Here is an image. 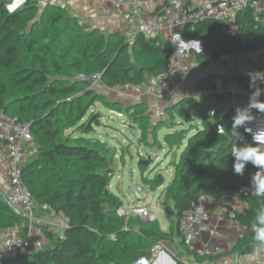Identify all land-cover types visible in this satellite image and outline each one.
<instances>
[{
	"label": "trees",
	"instance_id": "trees-1",
	"mask_svg": "<svg viewBox=\"0 0 264 264\" xmlns=\"http://www.w3.org/2000/svg\"><path fill=\"white\" fill-rule=\"evenodd\" d=\"M9 2L0 0V111L31 124L38 153L23 164L22 180L34 200L63 213L69 227L60 237L44 226L47 242L43 249L0 258V264H131L140 257L150 258L151 250L167 234L157 222L118 216L123 201L109 189L118 168L116 148L104 141L68 138L64 134L78 123L85 134L100 125V117L83 121L85 103L96 94L84 79L99 75L107 89L148 81L168 69L173 56L171 45L162 37L147 38L138 33L130 53L123 34L91 31L61 7H50L57 12L35 23L27 33L36 17V1L27 0L25 7L13 14L7 11ZM232 27L230 34L227 31ZM182 34L186 40L206 38V54L197 56L202 68L223 55L264 50V26L251 8L239 13L235 23L204 19L186 27ZM213 75L206 76L209 89L215 86ZM223 82L248 85L249 78L237 74L223 77ZM183 101L170 107L169 112L184 116L186 106H191L197 110L201 126L190 129L195 133L187 140L179 161L172 163L174 177L159 198L168 217L177 224L178 234L183 213L194 208L203 193L211 189L235 191L250 183L252 171L260 170L248 163L243 175L235 174L234 142L217 133L208 116L210 107L194 97ZM147 108L142 103L129 108L135 123L143 128L150 122ZM185 130L167 134L166 143L181 148ZM245 142L250 143L238 140L237 147ZM139 167L144 178L146 168ZM146 181L152 189L165 183L162 174ZM240 199L248 210L237 213L236 221L251 235L243 237L235 249L245 256L263 248L257 247L253 225L262 227L257 217L264 213V195ZM8 228H18L25 237L29 223L11 206L8 197L0 195V233ZM187 253L199 263L223 256L189 248Z\"/></svg>",
	"mask_w": 264,
	"mask_h": 264
},
{
	"label": "built area",
	"instance_id": "built-area-1",
	"mask_svg": "<svg viewBox=\"0 0 264 264\" xmlns=\"http://www.w3.org/2000/svg\"><path fill=\"white\" fill-rule=\"evenodd\" d=\"M102 6V12L106 16L129 9L130 14L126 19V26L122 34L128 46V51L133 52L136 36L143 33L147 38H164L173 49L169 67L166 71L159 73L148 81L140 84H124L113 88L117 92L127 93L130 96L148 95L160 101H166L176 91L178 86L185 81L188 75L197 67H200L197 56L205 55L207 43L201 39L186 40L182 34L186 27L192 26L204 19L215 18L235 23L239 13L251 8L264 26V0H219L202 7H194L190 0H165V3L146 20H140L143 12L152 9L153 0H96ZM12 3V0L7 4ZM27 4V0L17 7L16 13ZM156 9V10H158ZM180 34V40L175 36ZM197 40L201 42L202 51H198ZM191 41V42H189ZM259 54V55H258ZM258 55L259 67L264 68V50L260 53H238L227 54L219 60L211 62L207 67L209 70L219 71V68L229 62L251 61ZM100 81L99 75L93 76ZM256 119L248 124L253 132L264 128V115L257 114ZM219 110L210 108L208 116L214 121L216 131L220 135H226L225 127L216 120ZM218 126H223V131H218ZM243 139L252 143V134L239 129ZM227 136V135H226ZM0 145L8 152L9 166V192L8 201L12 207L28 220L29 232L22 237L18 228H8L0 233V258H8L20 253H32L44 248L46 236L42 229L46 226L43 214H49L57 219V227L65 231L69 227V219L58 213L48 204H38L31 196L22 180V166L31 157L37 155L38 148L32 133L30 123L20 122L17 118L0 111ZM264 147V144L258 145ZM250 173V178L254 176ZM257 190L249 183L231 192H224L221 196L222 203H229L230 200L255 195ZM209 194L203 193L194 208L185 211L179 221V236L185 246L190 250L195 249V243L205 233L211 230V212L209 210ZM242 209H228L232 225H239L236 221L237 213ZM119 217L129 218L136 216L144 221L155 222L156 216L146 206L133 205L129 210L120 208ZM55 226V225H53ZM155 250V248H154ZM131 264H152L150 258L140 257Z\"/></svg>",
	"mask_w": 264,
	"mask_h": 264
},
{
	"label": "crops",
	"instance_id": "crops-1",
	"mask_svg": "<svg viewBox=\"0 0 264 264\" xmlns=\"http://www.w3.org/2000/svg\"><path fill=\"white\" fill-rule=\"evenodd\" d=\"M54 1L62 2V5L64 4L67 9L78 12L85 17H89V19L92 20L97 27H100L106 30L107 32L122 33L126 26V19L130 14L129 9H124L123 11L115 13L112 16H106L102 12V6L96 0H54ZM215 1H219V0H190V3L194 7L199 8L202 6L209 5ZM164 3L165 0H153L152 9L143 12L140 16V20L142 21L148 19L156 11V9L160 8ZM233 30L234 27L228 29L227 32L231 34ZM202 39L207 43L205 37H202ZM258 55H255V57L252 58L251 61L249 62L248 61H241L236 63L229 62L227 65L220 67L219 71L209 70L208 67L206 68H202L201 66L197 67L188 75L185 81L178 86L176 91L170 97L177 96L178 101L181 98L186 99L188 97H192L190 93L194 91L195 86L189 84L188 86L186 85L187 80L189 79V77H191L192 74L194 75L195 73H199L198 80L202 81L207 76L206 72L208 74L219 73L220 78L218 79V81H216L215 86L210 88L209 90H206L203 93V95L208 99L207 101L204 102L210 108H215L216 110L220 111L216 120L225 127L226 135L229 138V136H231L229 133L231 132L232 117L235 115V108L237 106H244L246 104L247 98L250 95V90L247 84L239 85L231 82L225 85L223 82V77L229 79L237 74L246 75V73L249 71L261 70V68L259 67ZM239 64H243L244 68L243 69L236 68V65ZM112 90L120 97L132 99L129 105H126V107L128 108L135 104L136 105L141 103L147 104L146 102L147 100H150V103L154 104L152 100L156 99L153 96H148V95L130 96L127 93L117 92L114 89ZM198 96L201 97L202 94ZM199 97L196 96L195 98L200 101H203ZM205 97H203V99ZM261 99H264V96H262ZM178 101H174V102L178 103ZM149 107L148 108L150 109V116H151L150 118L153 120L155 117L156 118L159 117L157 115V110L154 107V105H150ZM162 119L163 118H161V120ZM198 124L199 123L193 126L200 127L201 123L200 125ZM181 129H187V128L186 126L184 127L181 126L180 130ZM189 132L190 133L187 137V140L195 133L194 130H190ZM187 140L181 146V150L178 152V155L176 156V158H178L176 159L177 161H179V158L184 148L187 145ZM230 141L234 142V140H230ZM139 151L142 152L141 156L145 157L146 159H148V157L151 156V153L148 155L146 153L147 151L144 150L143 148H140ZM161 151H163V153H169L167 152L166 147ZM128 155L131 156V151H127V153L123 155V158H125L126 156L128 157ZM156 155L157 156L155 161H158L159 160L158 153H156ZM171 155H172V161L170 165L172 166V163L174 162L175 159L173 157V153H170V156ZM138 159H139L138 163H140L141 161H145L142 158H138ZM155 161L153 160V163L151 164L152 166L150 167L149 166L146 167L143 165L146 168L144 178H146L147 180H150L148 177H150L153 171H155V176L157 174L163 175L160 168H157V165H154ZM121 163L124 164V166L126 165L125 164L126 161L124 159L121 160ZM8 166H9L8 152L5 150V148L2 145H0V187L5 183L6 176L8 177ZM153 166H156L154 170H152ZM170 171H171L170 181L172 182V179L174 177V168L172 167ZM255 175L264 176V168H260L259 171H256L254 173V176ZM150 178L154 179V177H150ZM164 179H165V183L161 187L157 189H152L151 187H147V188H150L152 191L161 190L162 192L161 196H162L166 188L170 185L169 184L168 186H166V178ZM250 184L257 190V185L256 182L253 180V178L251 179ZM111 188H112V184H110L109 187L110 191L112 190ZM147 188L145 187L146 192L144 194L148 193L149 189ZM0 193H2L1 189H0ZM207 193L209 194L208 207L211 212V230L210 232L205 233L201 236V238L195 243V249L193 250L201 254H210V255L222 254L223 256L212 262L209 261H206L204 263L197 262L193 256L187 253V248L183 244V241L181 240L178 234L177 224L173 221V219H170L168 217L164 208L161 206L159 200V207L161 211L164 212V218L162 222H159L158 218L155 222H157L156 225L158 226V228H160V230L163 233L167 234V237L160 240L156 244V246L154 247L155 250L154 249L151 250V255H150L151 263L152 264H264V247L257 249L251 255H245V256L241 252L235 249L239 241L243 237L250 236L251 233L249 229H247L246 227H243L241 225H232L230 223V217L227 213V210L230 208L231 209L233 208L234 210L242 209V211L240 212L244 213L248 210V206L244 202H242L240 198L234 200L232 199L229 201V203L226 204L222 203L221 196L224 192L218 189L208 190ZM134 196L137 197L135 193ZM133 205L146 206L147 208L152 210L150 208V204L146 200L138 199L136 204H132L130 205V207H133ZM152 213L156 216L154 212ZM41 215L44 216L45 224L46 226L49 227V230L53 231L56 235L60 237L64 236L65 231L57 227V219L54 216L49 215L47 213L46 214L41 213ZM130 217H136V216H130ZM142 221L145 223H153L144 220ZM58 230H60V232H58Z\"/></svg>",
	"mask_w": 264,
	"mask_h": 264
},
{
	"label": "rangeland",
	"instance_id": "rangeland-1",
	"mask_svg": "<svg viewBox=\"0 0 264 264\" xmlns=\"http://www.w3.org/2000/svg\"><path fill=\"white\" fill-rule=\"evenodd\" d=\"M33 1H36L38 8L36 10V17L33 18L30 24V29H28L27 33L33 30L35 23L42 21L52 12H57L56 10H50V7L63 8L62 2L54 0ZM64 9L71 17L79 21L80 24L89 27L91 31L97 30L106 34L115 33L107 32L106 30L97 27L96 24L89 19V17H85L78 12L67 9L66 7H64ZM118 34L121 35L122 33ZM236 68L243 69L244 65H236ZM206 75H208L207 72ZM1 77L2 73L0 72V79ZM198 77L199 73H195L194 75L192 74L187 80L186 85L188 86L189 84L195 86L194 91L190 93L192 97H199L198 95L202 94V98H199L203 101H207L208 99L203 95V93L206 90H209L208 84L210 83L206 80V77L202 81H199ZM219 78L220 74L216 73L213 75L212 81L216 83ZM94 91L96 92L95 96L90 98L85 103V105H87V114L83 121H88L92 117H100V125L95 126V131L85 134L78 129V123L76 126L67 129L64 135L68 138L76 137L88 139L90 141H104L107 145L115 147V157L119 165L111 181V191L123 201V209L125 210H129L130 205L136 204L138 199L146 200L150 204V208L152 209L151 211L156 214V218H158L159 222H162L164 218V212L161 211L159 207V198L161 197L162 192L161 190L152 191L150 188H147L150 187V185L146 184V179L143 181L138 163V158L143 157L141 156L142 152L139 150L140 148H143L147 151L146 153L148 155L151 153L152 157H150L154 161L157 156L156 153H158L159 160L155 161L154 165H157V168H160L164 178H166V186H168L171 182L170 170L172 168L170 165L172 161V155L170 156V153H173V157L175 159L174 161L176 162V159H178L176 156L178 155V152L181 150V148L180 146H177V144H174V146L167 144L165 137L167 134L179 131L181 127L180 124H185L187 129L185 130V140L183 141L184 144L190 133V129L194 127L193 125L197 123L200 125L201 123V119L197 110L187 105L185 108L187 111L184 116H181L177 111L170 113V107H173L179 103L183 104L184 102V98H181L178 101L177 96L170 97L166 101L153 99L152 101L154 104L150 103V100H147V106L149 107L150 105H154L159 117H155L153 120L150 118L149 124L143 128L141 125L136 124L133 120V116H131L133 112L130 111V107H126V105H129L132 99L120 97L112 89H107L101 81L96 83ZM203 97L206 99H203ZM174 101H178V103H175ZM149 108H147V113L150 116ZM194 115L200 120H193L192 118ZM161 118L163 119L161 120ZM151 131H153V133ZM144 134L146 135V141L142 140V135ZM229 139L233 140V137L229 136ZM175 140L176 138H172V141ZM165 147L169 153H163V151H161ZM127 151H131V156L128 155V157L126 156L123 158V155H125ZM123 159L126 161L125 166L121 163V160ZM155 167L156 166H153L152 170H154ZM150 177H155V171L152 172ZM150 177L148 178L153 180V178ZM145 187L149 189L147 194H144L142 191V189L145 190ZM0 189L2 192L0 195L8 197L9 179L7 176L5 183L1 185ZM134 193L137 197L134 196ZM58 232H60V230H58Z\"/></svg>",
	"mask_w": 264,
	"mask_h": 264
},
{
	"label": "clouds",
	"instance_id": "clouds-1",
	"mask_svg": "<svg viewBox=\"0 0 264 264\" xmlns=\"http://www.w3.org/2000/svg\"><path fill=\"white\" fill-rule=\"evenodd\" d=\"M24 0H12V3L7 6L9 12L16 11L17 7L21 6ZM175 39H182L180 34L175 36ZM191 42V41H189ZM198 44V51H202L201 42L196 41ZM249 78L250 95L244 106H237L235 108V115L232 117L231 132L229 133L234 140L232 148V155L235 157L233 165L234 173L243 175L245 167L251 163L256 168H264V149L258 145L264 144V128H259L255 132L248 127V124L256 119L254 111L257 114L264 115V69L249 71L246 73ZM193 120L199 121L200 119L195 115ZM243 128L245 132L252 134V143H243L242 146L237 147L236 141L243 140L239 129ZM223 126H218V131H223ZM257 185V195H264V176L255 175L252 177ZM259 224L262 227L253 225L254 239L257 242V247H264V213L257 217Z\"/></svg>",
	"mask_w": 264,
	"mask_h": 264
},
{
	"label": "water",
	"instance_id": "water-1",
	"mask_svg": "<svg viewBox=\"0 0 264 264\" xmlns=\"http://www.w3.org/2000/svg\"><path fill=\"white\" fill-rule=\"evenodd\" d=\"M62 7L64 8L65 5L63 4ZM84 82L88 84V86L90 87V90H94L95 86H96V79L95 78H86L84 79ZM153 163V160L151 157H148V159H146V161H141L139 163V165H144L146 167L150 166ZM143 193H145L146 191L144 189H142Z\"/></svg>",
	"mask_w": 264,
	"mask_h": 264
}]
</instances>
